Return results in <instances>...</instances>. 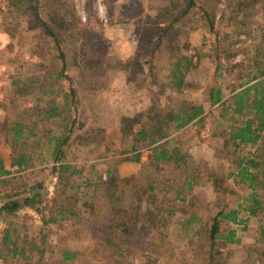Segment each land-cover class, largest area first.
Masks as SVG:
<instances>
[{
	"label": "rangeland",
	"instance_id": "rangeland-1",
	"mask_svg": "<svg viewBox=\"0 0 264 264\" xmlns=\"http://www.w3.org/2000/svg\"><path fill=\"white\" fill-rule=\"evenodd\" d=\"M189 1L35 0L18 3L14 11L0 0V157L15 182L7 193L18 187V192L33 197L32 205L18 212L25 233L36 238L54 197L56 174L49 172V146L35 153L48 164L21 172L10 169L11 149L2 129L6 121L43 117L45 102L54 98L42 92L55 88L47 72L59 70L62 61L42 23L59 36L64 51L67 79L59 84L66 92L75 91L76 113L70 120L76 116L77 123L64 161L81 168L95 183L106 184L110 172L117 181L114 191L123 188L126 195L117 208L100 193L93 207L79 203L73 218L47 226L48 264H209V251L211 264H264V215L262 223L259 218L237 225L220 222V234L233 230L234 240L241 243L219 239L209 247L214 213L242 205L247 192L233 179L222 178L212 187L214 175L221 178L231 168L224 137L214 135L229 122L219 117L217 108L206 105L211 86L221 84L227 94L235 84V69L229 76L225 70L216 75L218 61L232 69L248 58L254 60L264 28L262 0ZM182 56L192 60L193 69L185 87L176 91L166 76L170 63ZM56 97L60 100V93ZM184 100L205 105L207 113L203 125H189L179 138H168L170 146L189 155L188 164L179 168L167 162L152 170L150 151L143 148L138 163L123 161L121 152L130 149L132 133L144 124L168 120ZM48 130L53 132L54 126ZM146 170L153 172L154 190L148 193L144 175L136 185L128 180ZM195 174L199 184L177 193L185 178ZM260 180L264 184V177ZM161 205L177 211L162 229L156 223ZM192 214L197 230L190 239L193 234L186 235L180 219ZM246 217L241 211L239 218ZM60 249L82 252V261L61 262Z\"/></svg>",
	"mask_w": 264,
	"mask_h": 264
},
{
	"label": "trees",
	"instance_id": "trees-1",
	"mask_svg": "<svg viewBox=\"0 0 264 264\" xmlns=\"http://www.w3.org/2000/svg\"><path fill=\"white\" fill-rule=\"evenodd\" d=\"M22 1L35 2V0H12L11 2L6 0L7 5H9L6 7L15 11L18 3ZM191 4L192 0L189 1V5ZM260 4L264 18V0ZM42 26L45 28L46 34L56 42L58 55L62 61L59 70L47 72L50 84H55V88L42 92V95L49 94L54 98L45 102L47 109L43 111V117L39 116L30 122L6 121L2 132L7 137L6 142L11 149L9 167L10 169L16 168L18 172L33 168L36 164H48L39 156L36 157L35 153L45 146H49V163L53 165L49 172L56 174V186L48 214L43 218L36 238L28 236L25 233L26 226L18 221V212L23 207L31 206L33 197L18 192L16 185L17 188L12 187L9 191H14L13 193H7L6 190L15 182L10 177L12 172L5 168L4 161L0 157L1 264H48L46 255L51 252V248L48 246L49 235L44 230L47 226L73 218L75 209L80 204L86 208L93 207V204L96 205V199L100 193L107 195L108 203L114 207L120 208L119 205L126 202L123 188L114 191L117 181L110 172H107L110 178L106 184L100 181L95 183L90 181L87 173L81 168L79 169L77 166L64 161L66 148L75 134L77 123L76 116L70 120V115L76 113L72 100L75 91L70 88L66 92L59 84L60 81L67 79L64 51L60 48L59 36L45 23H42ZM257 45L252 55L255 56L254 60L248 58L247 61L235 64L231 67L232 69L227 68L220 61L217 62L216 75H219V72L223 70L226 71V76H229L234 69L237 73L234 77L235 84H232L227 92L228 96L221 84L211 86L207 92V107L217 108L219 117L229 122L228 127L214 135L224 137L223 147L225 151L230 152L229 155L231 156L230 170L221 178L214 175L212 187L215 189L222 178L227 181L233 179L237 186H242L247 192L242 205L235 209L223 208L214 213L207 234L210 248L219 239L225 240L226 244L238 245L241 243L238 239L234 240L235 232L233 230H230L227 235L220 234V222L237 225L247 223L250 218H259L262 223L260 216L264 215V193L259 192L264 191V184L260 180L264 177V28L260 30V41ZM191 69H193V62L185 56L171 62L166 76L169 85L176 91L184 88ZM58 93L61 95L60 100L56 97ZM205 110L203 104H190L184 100L166 117L168 120H158L152 126L144 124L132 133L130 149L121 152L124 155L123 161L138 163L139 151L143 148L150 151L148 166L152 170L153 167L167 162H171L179 168L186 166L189 155L175 145L170 146L171 140L168 138L173 134H175L173 138H179L189 125H203L207 115ZM50 126H54L53 132L48 130ZM152 173L150 170H146L145 174L129 176L128 180L136 185L139 182L137 178L144 175L146 181L144 190L147 193L152 192L154 190V186L151 184L153 181ZM98 177L101 178V175L99 174ZM199 181L198 174H195L193 178H185L177 193L183 190L191 191L193 186L199 184ZM2 190L6 193H3ZM80 196H84L81 201L79 200ZM89 200L92 202L91 204H87ZM181 200L184 201L182 198ZM93 210L94 208H92ZM241 211L247 214V217L242 220L239 218ZM176 212L170 206L161 205L159 207L156 223L160 229L171 222ZM195 220H197L196 214H192L186 219H180L186 235L193 234L190 235V239L193 238L197 230L192 225L193 223L196 224ZM161 236L163 237V234L160 232V238ZM261 237L264 238V224L261 226ZM59 251L61 262L82 261L80 258L82 252L70 249H60ZM212 256V252L209 251L207 253L209 264L212 262Z\"/></svg>",
	"mask_w": 264,
	"mask_h": 264
}]
</instances>
